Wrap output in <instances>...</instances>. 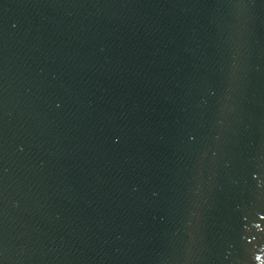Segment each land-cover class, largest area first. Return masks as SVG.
Wrapping results in <instances>:
<instances>
[{"label":"water","instance_id":"95a60500","mask_svg":"<svg viewBox=\"0 0 264 264\" xmlns=\"http://www.w3.org/2000/svg\"><path fill=\"white\" fill-rule=\"evenodd\" d=\"M262 262L264 0H0V264Z\"/></svg>","mask_w":264,"mask_h":264},{"label":"snow or ice","instance_id":"6c2138e0","mask_svg":"<svg viewBox=\"0 0 264 264\" xmlns=\"http://www.w3.org/2000/svg\"><path fill=\"white\" fill-rule=\"evenodd\" d=\"M257 259H260V257H257ZM262 264H264V262H262Z\"/></svg>","mask_w":264,"mask_h":264}]
</instances>
